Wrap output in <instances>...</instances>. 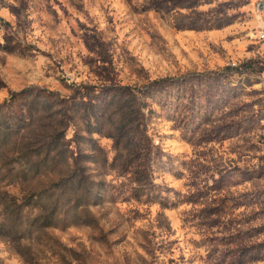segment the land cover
Segmentation results:
<instances>
[{"label": "rangeland", "instance_id": "1", "mask_svg": "<svg viewBox=\"0 0 264 264\" xmlns=\"http://www.w3.org/2000/svg\"><path fill=\"white\" fill-rule=\"evenodd\" d=\"M161 1L166 13L217 0ZM246 4L222 0L156 29L133 18L126 36L124 19L98 25L95 65L68 71L35 63L17 40L25 26L0 18V264H264V134L254 104L235 102L240 88L260 95L255 64L231 62L245 87L169 76L176 31L248 28ZM136 34L163 44L160 66L133 50ZM233 136L240 144L224 147Z\"/></svg>", "mask_w": 264, "mask_h": 264}, {"label": "crops", "instance_id": "2", "mask_svg": "<svg viewBox=\"0 0 264 264\" xmlns=\"http://www.w3.org/2000/svg\"><path fill=\"white\" fill-rule=\"evenodd\" d=\"M146 0H2L0 3V18L13 25L15 29L25 26L17 34L18 41H24L32 45V58L35 63L44 66L62 63L64 70L68 71V66L91 67L92 60L97 56V48L90 47L87 41L97 39L94 33L96 26L105 25L110 27L113 21L116 25L120 19H124L121 28L117 31L124 32L125 36L129 30L122 31V26L129 25L128 22L133 18L151 19L153 29L159 26L161 28L164 17H171L179 13L209 12L212 8L222 2L217 0L212 4H203L196 8L188 10L170 9L163 13L162 1L158 0V5H145ZM264 6V0H247L245 12L253 20H250L248 28L241 23L230 25L224 28H214L207 31H198L195 29H183L175 32L171 39L174 41L169 46L170 73L169 76L175 81L183 74L193 71H202L205 76L212 81L215 77L231 78V80H241L240 84L245 87L246 79L231 69V62L252 61L260 75L263 69L264 61V41L260 35L264 32V9L258 7ZM241 10V9H240ZM169 22V21H168ZM168 22H166L168 24ZM156 26V27H155ZM169 24V29H173ZM19 29V28H18ZM160 30V29H159ZM237 33L235 37L231 35ZM258 34V35H257ZM141 35V36H140ZM133 50L137 51L138 56L144 60L151 59L153 65H161V62L167 57L163 54V44L156 43L148 36L142 34L133 35L130 38ZM127 45V44H126ZM125 44L121 47L123 48ZM128 46V45H127ZM129 46L127 51H129ZM119 54V53H117ZM114 58L115 54L112 55ZM120 56V55H119ZM89 60V62H87ZM88 63V64H87ZM161 72V71H160ZM251 74V73H250ZM162 74H157L156 78L161 79ZM244 79H242V78ZM253 79V78H252ZM258 86L261 90L256 92L260 95L255 97L250 89L240 88L242 96L237 97L235 102L238 104H254L252 110L256 113L255 132L260 136L264 134V79H259ZM239 83V82H238ZM235 86V84H234ZM224 92V96L227 92ZM220 96L217 95L216 98ZM215 96L212 97V99ZM260 99L262 100L260 102ZM251 100V101H250ZM254 102L259 103V105ZM236 108V107H235ZM221 114L230 112L227 107L218 111ZM259 112H262L259 115ZM233 121L236 124L238 118L234 112ZM227 121H224V124ZM221 121H219V124ZM240 136H233L223 140V146L237 144ZM225 154L227 151H224ZM239 150L234 151L238 155ZM251 157L252 151L249 150ZM242 165V161H240ZM242 173V170H240Z\"/></svg>", "mask_w": 264, "mask_h": 264}, {"label": "built area", "instance_id": "3", "mask_svg": "<svg viewBox=\"0 0 264 264\" xmlns=\"http://www.w3.org/2000/svg\"><path fill=\"white\" fill-rule=\"evenodd\" d=\"M260 39L262 41H264V32L260 35ZM234 66L237 67V68H239L241 71L244 72V68L242 66H239V65H234ZM258 79H264V67L261 70L260 75H258ZM257 142L259 143L260 146H263L264 147V140H261L260 138H258L257 139Z\"/></svg>", "mask_w": 264, "mask_h": 264}]
</instances>
